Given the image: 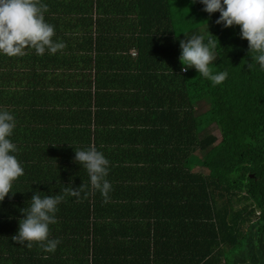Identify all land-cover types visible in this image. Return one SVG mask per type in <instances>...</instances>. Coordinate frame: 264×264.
Listing matches in <instances>:
<instances>
[{
  "label": "trees",
  "instance_id": "obj_1",
  "mask_svg": "<svg viewBox=\"0 0 264 264\" xmlns=\"http://www.w3.org/2000/svg\"><path fill=\"white\" fill-rule=\"evenodd\" d=\"M175 1L181 3L175 6ZM137 3L138 25L149 27V20L153 18L149 37L145 32L139 36L138 54L135 52L136 56L143 54V60H137L140 72L137 74L145 81L154 77L146 63L150 41L159 43L164 39L159 29L175 30L176 13L186 12L187 6L185 0H138ZM71 6L64 5L69 18H77V23L83 26L89 23L86 14L81 20L74 15L75 7ZM195 6L210 19L212 35L221 47L217 50L213 71H226L228 76L221 85L212 86L195 69L182 71L180 63L179 69L173 72L174 79L163 88L157 100L160 103L153 106L146 99L145 111L162 114V119L168 120L171 126L160 125V117L153 116L148 148L160 155V161L154 159L151 171L145 172L149 177L146 196L142 210L137 213L150 219V226L146 229L144 254L139 263L264 264V71L255 64L249 67L253 61L248 42L240 38L239 26L224 28L216 23L218 12L209 15L199 0ZM92 8L88 1L76 10L89 13ZM191 20V16L187 21L183 16L185 37L175 36L177 59L181 54L180 40L199 34L192 30ZM94 41L96 47V34ZM160 75L167 76L163 72ZM154 86L141 85L143 96L149 97L155 92ZM204 100L209 102V109L197 113V106ZM214 125L220 130L221 141L206 133ZM71 168L74 169L73 165ZM179 170L185 171L188 177L179 178ZM84 174L87 175L86 170ZM35 177L21 176L13 184V193L0 203V264H22L21 252L30 249L13 237L18 234L20 220L25 218L21 210L28 207L35 192L57 195L63 194L64 188L76 190L83 184L81 197L65 195L58 206L56 218L65 215L59 223L62 238L56 237L55 224L49 226L50 238L59 239L57 248L64 247L65 253L91 250V257L87 259V253L81 261L83 264H112L106 256L112 252V245L105 244L103 237L109 222L107 218L101 222L98 219L96 192L88 176L36 181V184ZM152 219L156 220L153 226ZM51 256L54 258L55 252Z\"/></svg>",
  "mask_w": 264,
  "mask_h": 264
},
{
  "label": "crops",
  "instance_id": "obj_2",
  "mask_svg": "<svg viewBox=\"0 0 264 264\" xmlns=\"http://www.w3.org/2000/svg\"><path fill=\"white\" fill-rule=\"evenodd\" d=\"M88 1L93 6L89 13L76 10ZM137 1L42 0L48 9L45 20L55 28L54 39L62 41L65 48L54 55L46 52L38 56L32 49L17 57L0 55V109L11 112L16 119L11 139L18 148L16 156L24 169L23 177L36 176L33 183L63 177L86 179L88 175L75 162V150L88 147H95L109 160L108 180L112 191L106 201L95 190L98 202L95 209L100 222L106 218L109 222L103 237L105 244L112 245V252L106 255L112 264L142 261V245L150 219H144L137 211L144 206L149 178L145 172L151 171L154 159L160 161V155L148 148L153 116L160 117V125L171 126L162 119V114L145 111L143 107L147 98L153 106L160 103L157 100L163 88L174 79L173 72L181 65L175 52V36L184 38L186 34L177 25L176 32L166 28L157 30L163 32L164 39L159 43L150 41L146 59L154 77L145 81L138 78L137 60L142 61L143 54L133 53L138 54L139 36L145 32L149 37L153 18L149 27L138 25ZM65 4L75 7L74 15L80 20L86 14L89 23L83 26L77 23V18H69ZM153 43L157 45L152 46ZM143 84H154L155 92L144 97ZM162 136L165 139V134ZM189 161L192 162V156ZM178 174L179 178L187 176L181 170ZM99 213L105 217L101 218ZM64 217L56 218V237L62 238L59 223ZM109 219L116 221L111 223ZM154 221L151 220L152 226ZM21 253L22 264H65V261L83 264L81 261L87 253V259L91 257V250L65 253L61 247L53 258L38 245Z\"/></svg>",
  "mask_w": 264,
  "mask_h": 264
},
{
  "label": "clouds",
  "instance_id": "obj_3",
  "mask_svg": "<svg viewBox=\"0 0 264 264\" xmlns=\"http://www.w3.org/2000/svg\"><path fill=\"white\" fill-rule=\"evenodd\" d=\"M195 3L196 0H193ZM203 11L209 15L219 13L216 20L224 28L239 26L240 38L248 42L249 55L253 64L264 71V0H199ZM47 5L42 0H0V55L22 56L26 49H32L38 56L57 54L65 48L62 41L54 39L55 28L45 20ZM208 38L193 34L180 40V63L182 71L195 69L199 76L210 81L212 86L226 81V71H213L217 50L221 48L207 25ZM214 37V38H213ZM16 119L14 115L0 109V203L13 193L12 188L24 169L17 159V145L12 141ZM75 162L86 170L90 186L99 191L107 201L112 185L108 180L110 162L103 152L95 147L75 150ZM85 185L79 189L64 188L63 194L41 195L35 192L26 209L24 219L19 222V231L13 237L18 244L28 248L38 245L45 253H54L59 239L50 238V225H54L58 206L65 195L81 197ZM86 195V194H85ZM47 256H45V259Z\"/></svg>",
  "mask_w": 264,
  "mask_h": 264
},
{
  "label": "rangeland",
  "instance_id": "obj_4",
  "mask_svg": "<svg viewBox=\"0 0 264 264\" xmlns=\"http://www.w3.org/2000/svg\"><path fill=\"white\" fill-rule=\"evenodd\" d=\"M180 3H181L180 1L174 2L175 6L179 5ZM185 4L187 6L186 12L179 11L176 13L177 15L175 16V20H176L175 22H176V25L179 31L185 29L186 27L183 22V16H185L186 21L191 16L192 17V20H191L192 30L194 29L198 31L200 35H204L205 38H207L208 37L207 25H208L209 32L213 34L212 26H211L210 19L208 18V16L204 14L203 12L196 9V6L193 0H185ZM209 107H210L209 102L207 100H204L199 103V105L197 106L196 112L203 113L207 111ZM206 133L216 136L218 138V141H221L220 130L217 126L215 125L212 126L208 131H206Z\"/></svg>",
  "mask_w": 264,
  "mask_h": 264
},
{
  "label": "built area",
  "instance_id": "obj_5",
  "mask_svg": "<svg viewBox=\"0 0 264 264\" xmlns=\"http://www.w3.org/2000/svg\"><path fill=\"white\" fill-rule=\"evenodd\" d=\"M134 55H136V53Z\"/></svg>",
  "mask_w": 264,
  "mask_h": 264
}]
</instances>
